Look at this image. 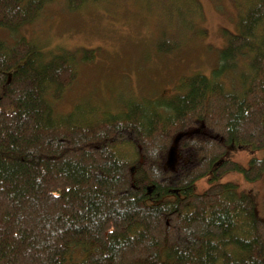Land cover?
I'll return each instance as SVG.
<instances>
[{"label": "trees", "instance_id": "1", "mask_svg": "<svg viewBox=\"0 0 264 264\" xmlns=\"http://www.w3.org/2000/svg\"><path fill=\"white\" fill-rule=\"evenodd\" d=\"M52 1L0 0V27L16 30ZM68 1L75 10L100 0ZM246 5L219 69L194 74L184 96L132 100L105 118L82 102L57 114L50 102L90 54L49 58L55 52L25 39L0 41V264H264V220L252 200L229 184L194 192L209 173L240 170L218 162L230 142L264 147V0ZM186 7L200 9L197 0ZM179 13L194 28L190 12ZM163 39L160 50L177 46ZM247 55L249 72L235 76L242 95L227 93L219 77ZM263 171L264 158L254 159L244 175Z\"/></svg>", "mask_w": 264, "mask_h": 264}, {"label": "rangeland", "instance_id": "2", "mask_svg": "<svg viewBox=\"0 0 264 264\" xmlns=\"http://www.w3.org/2000/svg\"><path fill=\"white\" fill-rule=\"evenodd\" d=\"M187 1L100 0L70 10L68 0H53L36 19L16 30L0 27V41L13 47L25 39L45 54L55 52L49 58L68 50L77 52L76 59L90 54L91 61L79 60L75 81L57 99L50 97V102L57 114H68L82 102L99 107V117L105 118L104 112L126 109L127 103L140 102L143 97H170L174 87L175 92H184L194 74L210 76L219 69V53L238 33L237 23L248 10L247 0L245 4L244 0H197L198 11L187 9ZM180 11L190 12L194 28L186 29L187 16ZM260 36L264 39L263 27ZM160 39L177 46L160 50L164 48ZM231 67L218 82L227 93L240 91L242 95V76H235L249 72L248 55ZM173 149L177 159L176 144ZM262 158L264 147L233 144L224 159L240 170L227 171L219 178L207 175L195 184L194 192L202 194L214 185L229 184L238 196L252 200L258 217L264 220V171L254 181L244 175L252 160ZM70 256L74 262L81 261L84 251L73 248Z\"/></svg>", "mask_w": 264, "mask_h": 264}, {"label": "flooded vegetation", "instance_id": "3", "mask_svg": "<svg viewBox=\"0 0 264 264\" xmlns=\"http://www.w3.org/2000/svg\"><path fill=\"white\" fill-rule=\"evenodd\" d=\"M175 88V87H174ZM174 88H173V90H172V92L171 93H169V95L170 94H172V96H170V97H166V95H161V94H159L160 95V100L161 99H165V98H167V99H171V98H176V97H181V96H184V94L186 93V90L184 91V92H181V91H176L175 92V90H174ZM162 92V91H161ZM158 93H160V91H158ZM168 95V94H167ZM142 100H143V102H144V100H154L155 101V99H153V98H151L150 96L149 97H143V98H141ZM141 100V101H142ZM233 144H236L237 146H239V147H241L243 144H241V145H239V144H237L236 142H234V141H232V142H230L228 145H226L227 147H226V151L224 152V154L223 155H221V157H220V159H219V163H225V162H229L228 161V159H224V157H225V155L227 154V151H228V149L233 145ZM244 146V145H243ZM219 165V164H218ZM209 175H212L211 173H209ZM208 175V176H209Z\"/></svg>", "mask_w": 264, "mask_h": 264}, {"label": "water", "instance_id": "4", "mask_svg": "<svg viewBox=\"0 0 264 264\" xmlns=\"http://www.w3.org/2000/svg\"><path fill=\"white\" fill-rule=\"evenodd\" d=\"M174 159H175V151L172 148V150L170 151V155H169V162L172 163L174 161Z\"/></svg>", "mask_w": 264, "mask_h": 264}]
</instances>
